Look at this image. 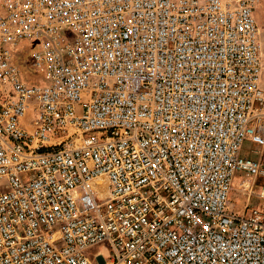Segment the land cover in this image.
I'll return each instance as SVG.
<instances>
[{
	"label": "built area",
	"instance_id": "2783aa9c",
	"mask_svg": "<svg viewBox=\"0 0 264 264\" xmlns=\"http://www.w3.org/2000/svg\"><path fill=\"white\" fill-rule=\"evenodd\" d=\"M258 2L0 0V264H264Z\"/></svg>",
	"mask_w": 264,
	"mask_h": 264
},
{
	"label": "rangeland",
	"instance_id": "374dc122",
	"mask_svg": "<svg viewBox=\"0 0 264 264\" xmlns=\"http://www.w3.org/2000/svg\"><path fill=\"white\" fill-rule=\"evenodd\" d=\"M256 15H257V22L259 27L260 40L262 44V51H261L262 83L264 85V0H259L256 9ZM247 146L248 143H245L243 152L246 150ZM237 178L241 179L240 176L239 177L237 176ZM258 183L264 185V180H260ZM239 185L240 184L234 183L229 196L230 207L233 208L234 210L241 211L245 205L260 202L262 200L259 196L249 195L247 192L241 191Z\"/></svg>",
	"mask_w": 264,
	"mask_h": 264
},
{
	"label": "bare ground",
	"instance_id": "6f19581e",
	"mask_svg": "<svg viewBox=\"0 0 264 264\" xmlns=\"http://www.w3.org/2000/svg\"><path fill=\"white\" fill-rule=\"evenodd\" d=\"M238 179H239V178H235V179L233 180V185H234V183L240 184V182H239L240 180H238ZM240 185H241V184H240ZM240 185H239V186H240ZM245 185H247V184H245Z\"/></svg>",
	"mask_w": 264,
	"mask_h": 264
}]
</instances>
